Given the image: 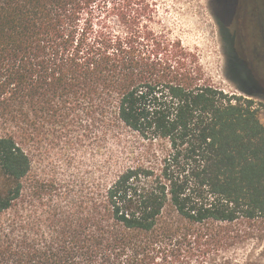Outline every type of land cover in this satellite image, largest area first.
<instances>
[{
	"label": "trees",
	"instance_id": "1",
	"mask_svg": "<svg viewBox=\"0 0 264 264\" xmlns=\"http://www.w3.org/2000/svg\"><path fill=\"white\" fill-rule=\"evenodd\" d=\"M109 1L0 0V264H263L207 250L264 222L254 102L180 42L97 21ZM41 137L96 138L98 173L37 167Z\"/></svg>",
	"mask_w": 264,
	"mask_h": 264
},
{
	"label": "rangeland",
	"instance_id": "2",
	"mask_svg": "<svg viewBox=\"0 0 264 264\" xmlns=\"http://www.w3.org/2000/svg\"><path fill=\"white\" fill-rule=\"evenodd\" d=\"M146 1L152 3L151 12L144 13L140 10V0H110L106 7L97 11V21L106 23L116 32L121 33L130 25L134 33L152 29L166 38L180 42L194 68H201L205 77L225 92L245 97L228 83L224 75L221 29L213 0ZM139 12H143L142 15ZM258 116L264 124V109H258ZM109 143L118 152L112 139ZM35 148L37 167H42L39 162L46 166L52 164L61 173L77 172L81 176L97 174L105 156V152L98 147L96 138L87 139L80 146L68 147L65 138L41 137L36 138ZM69 157L75 158V162L67 167ZM207 250L210 262L224 257H254L260 258L264 264V222L253 224L236 246Z\"/></svg>",
	"mask_w": 264,
	"mask_h": 264
},
{
	"label": "flooded vegetation",
	"instance_id": "3",
	"mask_svg": "<svg viewBox=\"0 0 264 264\" xmlns=\"http://www.w3.org/2000/svg\"><path fill=\"white\" fill-rule=\"evenodd\" d=\"M223 44L224 75L264 109V0H213Z\"/></svg>",
	"mask_w": 264,
	"mask_h": 264
}]
</instances>
